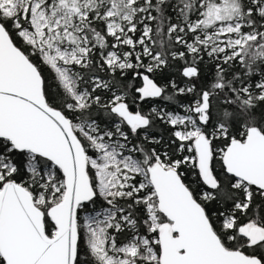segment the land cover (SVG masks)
Masks as SVG:
<instances>
[{
	"label": "snow or ice",
	"instance_id": "1",
	"mask_svg": "<svg viewBox=\"0 0 264 264\" xmlns=\"http://www.w3.org/2000/svg\"><path fill=\"white\" fill-rule=\"evenodd\" d=\"M0 264H264V0H0Z\"/></svg>",
	"mask_w": 264,
	"mask_h": 264
}]
</instances>
